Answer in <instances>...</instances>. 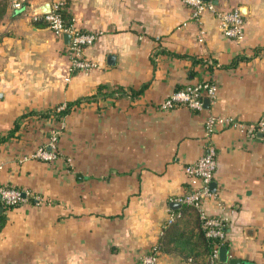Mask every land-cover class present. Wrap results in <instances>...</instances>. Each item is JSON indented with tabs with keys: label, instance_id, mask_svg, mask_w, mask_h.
I'll use <instances>...</instances> for the list:
<instances>
[{
	"label": "crops",
	"instance_id": "crops-1",
	"mask_svg": "<svg viewBox=\"0 0 264 264\" xmlns=\"http://www.w3.org/2000/svg\"><path fill=\"white\" fill-rule=\"evenodd\" d=\"M62 1L73 26L96 36L81 52L87 72H71L63 36L35 22L49 0L21 12L7 5L0 20V184L26 193L16 206L0 203V264H139L162 238L156 264H188L180 239L196 231V217L171 204L189 190L184 167L205 153L209 113L264 119V0H217L242 11L239 41L182 0ZM239 55L247 59L229 67ZM200 80L217 84L207 108H159ZM100 84L143 90L83 101L59 120L41 115ZM55 132L57 159L32 158ZM212 143L216 188L203 207L225 219L229 257L264 264V137L218 127ZM175 213L178 229L164 237Z\"/></svg>",
	"mask_w": 264,
	"mask_h": 264
},
{
	"label": "built area",
	"instance_id": "built-area-1",
	"mask_svg": "<svg viewBox=\"0 0 264 264\" xmlns=\"http://www.w3.org/2000/svg\"><path fill=\"white\" fill-rule=\"evenodd\" d=\"M184 4L192 8V16L196 19L204 12H209L219 20L222 34L229 39L239 41L244 36V21L239 8L230 10L219 9L212 0H182ZM33 0H8V6L14 11H24ZM50 10L42 15L39 11L33 13L34 16H43L46 27L56 36L62 37L64 34L70 35V41L67 45L71 62V72H87L93 67V64L82 57V49L93 43L96 36L93 33L83 32L72 25L66 27L63 25L60 17V8L64 4L62 0H49ZM217 84L211 80H203L189 84L169 93L160 103L159 108L168 110L177 106H186L192 110L202 111L204 109V99H213L217 93ZM65 108V104L57 107L56 112ZM218 127H233L246 134L250 138L258 135L264 137V119L252 123H245L236 120L232 116L209 113L205 119L204 135L207 140L205 153L196 161L187 164L184 167V173L189 185V190L182 196L175 198L174 202L182 205L192 206L198 213L201 227L204 229L205 236L216 238L220 241L225 239V219L220 216H212L206 212L203 202L206 198L213 195L210 189L214 172L217 168L216 149L212 143V136ZM58 139V133H53L49 140L38 147L32 158L54 161L57 159L55 147ZM24 192L12 186L0 184V203L5 207H13L26 198ZM179 213L171 214L168 222L171 223ZM219 246L215 244L209 255V264L218 263ZM157 254L153 251L142 256L139 264H156ZM190 263V260L188 261Z\"/></svg>",
	"mask_w": 264,
	"mask_h": 264
},
{
	"label": "trees",
	"instance_id": "trees-1",
	"mask_svg": "<svg viewBox=\"0 0 264 264\" xmlns=\"http://www.w3.org/2000/svg\"><path fill=\"white\" fill-rule=\"evenodd\" d=\"M8 5V0H0V20L3 18L6 8ZM60 17L62 19L63 25L68 27L70 25H72V16L70 15V13L67 11V4L64 2V4L61 6L60 10ZM38 19V20H37ZM35 21L36 23H43V24H47L43 18V16H40L39 18H37ZM163 52L162 49H154L152 55H151V61L154 64L155 63V58L158 55V53ZM180 58L183 59H189L191 60L193 63H205L206 59H203L201 57L198 56H193V55H185V54H178L176 55ZM243 59H247V57H245L244 55H239L236 58H234L232 60V62L229 64V67H234L237 65L239 60H243ZM216 64L214 62H210L207 63V70L211 69V66H215ZM203 80H200L199 82H201ZM184 87V86H183ZM182 86L177 87L175 90H178L180 88H183ZM143 88H140L138 90H130V94L127 92L126 89H124L121 86H115L113 88H109L107 85L105 84H100L97 86L96 91L88 96H82L79 97L77 99H74L72 101H67L65 103V108H63L61 111L56 112L55 109L53 110H49L46 112H42L41 115L43 116H47V115H53L56 119H60L61 117H63L64 115L68 114L74 107L80 105L83 101H91V100H96L98 98H106V97H111V96H122V95H130V97H135L137 96L140 92H142ZM16 127V126H15ZM14 132V131H13ZM12 131L9 134L13 133ZM181 211V215L183 214H191L194 215L196 217V231L194 232H190L187 235H184L182 237H185V239H180L181 245L183 247L184 250H188L187 255V263L190 260L191 264H209V255L212 252V248L215 244H217L219 246V248H221L222 246H226V243L223 241H220L216 238H210L205 236V232L204 229L201 227V222L198 216L197 211L189 205H182V207L178 210V212ZM180 213V212H179ZM181 215L178 219L181 218ZM177 219V220H178ZM177 220H174L171 223H167L166 224V235L164 237H166L167 235H171L172 232H174L176 229H178V222H176ZM3 221V218L0 217V222ZM168 227V228H167ZM1 228V225H0ZM225 231V229H224ZM164 233V234H165ZM192 237H194L193 242H191ZM179 241V240H178ZM165 245V240L164 238H162L160 245H156L155 247L152 248L151 252H155L157 254V252L159 251V247H162V245ZM196 258H200V262H196ZM189 264V263H188Z\"/></svg>",
	"mask_w": 264,
	"mask_h": 264
},
{
	"label": "water",
	"instance_id": "water-1",
	"mask_svg": "<svg viewBox=\"0 0 264 264\" xmlns=\"http://www.w3.org/2000/svg\"><path fill=\"white\" fill-rule=\"evenodd\" d=\"M204 1H209V0H204ZM212 2L214 4H217V0H212ZM49 10H50V4L47 2L46 4L41 6V8L39 9V12H40V14L44 15V14L48 13ZM241 14L243 15L242 11H241ZM63 39H64V42L66 44H68L69 41H70V35L69 34H64L63 35ZM112 58H114L113 55H109L108 56V60L109 61ZM209 103H210V100L208 98H205L204 99V108H207L209 106ZM215 188H216V184H215V182L212 181L210 183V189H211L212 193L215 192ZM22 195L25 196L24 193ZM171 205L173 207H180L181 204L179 202H172ZM218 261L221 264H249L248 262L241 261L240 259L229 257V255H228V247L227 246H222L221 248H219V250H218Z\"/></svg>",
	"mask_w": 264,
	"mask_h": 264
}]
</instances>
